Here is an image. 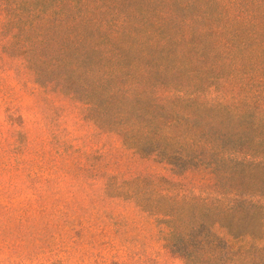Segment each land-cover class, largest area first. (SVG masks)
I'll return each mask as SVG.
<instances>
[{
    "label": "trees",
    "instance_id": "obj_1",
    "mask_svg": "<svg viewBox=\"0 0 264 264\" xmlns=\"http://www.w3.org/2000/svg\"><path fill=\"white\" fill-rule=\"evenodd\" d=\"M39 2L25 14L27 0H0L3 26L11 27L7 47L18 52L11 57L45 87L85 104L95 125L140 156L175 173L211 175L213 197L173 194L162 178L149 186L144 178L124 182L118 197L155 216L166 248L187 264H264V150H258L264 138L249 136L251 125L264 126V0H232L231 20L197 28L205 41L195 44L191 34L174 44L151 40L146 49L135 35L88 14L84 1ZM193 26L186 24L189 31ZM154 28L161 32L163 22ZM32 32L36 38L27 39ZM147 50L158 59L150 60ZM216 51L262 64L225 59L231 76L212 77L202 90L162 79L177 74L182 60L218 74ZM127 53L134 56L130 63ZM257 175L263 188L245 190V180Z\"/></svg>",
    "mask_w": 264,
    "mask_h": 264
},
{
    "label": "rangeland",
    "instance_id": "obj_2",
    "mask_svg": "<svg viewBox=\"0 0 264 264\" xmlns=\"http://www.w3.org/2000/svg\"><path fill=\"white\" fill-rule=\"evenodd\" d=\"M82 1L88 14L135 35L145 49L151 40L174 44L191 34L200 43L205 37L197 36V28L222 26L236 13L228 7L232 0H75ZM27 2L25 14L40 6L39 0ZM5 21L0 14V264H187L166 248L157 218L118 192L135 178L146 179V186L162 178L173 184V194L213 197L209 172L175 173L95 125L85 104L64 89L45 87L13 59L18 52L7 47L11 27ZM157 21L163 22L161 32L154 28ZM188 22L195 31L186 28ZM26 36L34 40L36 32ZM126 43L121 39V46ZM147 51L150 60L158 59ZM215 54L218 74L182 60L177 74L162 79L202 90L212 77L231 76L225 59L262 64L239 52ZM250 128L251 139L264 138V126ZM260 177L246 179L245 190H261Z\"/></svg>",
    "mask_w": 264,
    "mask_h": 264
}]
</instances>
